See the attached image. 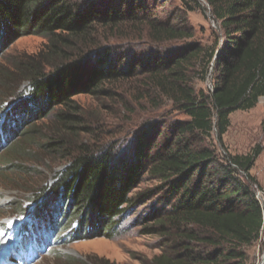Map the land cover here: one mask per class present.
Instances as JSON below:
<instances>
[{
    "label": "trees",
    "instance_id": "16d2710c",
    "mask_svg": "<svg viewBox=\"0 0 264 264\" xmlns=\"http://www.w3.org/2000/svg\"><path fill=\"white\" fill-rule=\"evenodd\" d=\"M206 2L222 29V42L206 59L209 64L215 57V83L209 92L196 93L189 70L204 58L200 46L162 55L136 51L145 38L160 45L191 36L186 28L161 20L142 0H0V45L22 35L44 39L35 53L23 55L1 76L25 80L31 103L59 106L54 118L62 133L46 145L70 152L65 169L37 191L38 198L53 194L40 217L51 231L67 227L75 235L101 229L108 235L130 205L164 191L174 201L145 229L163 232L168 250L150 264H246L242 247L260 238L264 224L249 174L260 150L218 158L201 141L215 131L221 143L229 114L254 107L264 96V0ZM134 76H142L148 89L187 119L175 122L169 133L159 132V138L142 132L119 152L71 140L87 130L73 97L109 94ZM23 111L14 109L15 115ZM14 121L8 120L0 138L16 131ZM27 129L18 135L30 138L34 131ZM16 145L5 149L2 167H19ZM144 175L156 184L132 196Z\"/></svg>",
    "mask_w": 264,
    "mask_h": 264
},
{
    "label": "rangeland",
    "instance_id": "374dc122",
    "mask_svg": "<svg viewBox=\"0 0 264 264\" xmlns=\"http://www.w3.org/2000/svg\"><path fill=\"white\" fill-rule=\"evenodd\" d=\"M142 4L161 20L186 28L191 36L167 40L160 45L145 38L138 42L136 51L162 55L188 45L200 46L205 55L190 68L189 84L196 93L209 92L218 74L214 70L215 57L209 64L206 59L212 48L221 44L222 29L206 0H142ZM43 42L38 35H22L0 45V132L12 118L15 121L11 128L16 129L12 135L0 138V264H150L153 256L168 250V239L163 232L148 233L145 229L151 224L152 216H160L174 201L164 191L130 205L123 217L113 223L108 235H102L101 229H83L73 235L67 227L53 232L47 223L40 221L41 211L53 194L49 191L38 198L37 191L49 186L70 159L68 150L48 149L46 145L52 137L57 138L56 133H62L54 118L59 106L31 103L28 83L12 74L3 79L1 72L10 71L14 62L23 55L35 53ZM142 78L134 76L124 80L110 89L109 94L74 96L87 130L70 139L96 149L103 147L119 152L133 144L142 132L159 138V132L169 133L175 122L187 119L170 100L148 89ZM22 107L23 113L15 115L14 109ZM263 119L264 96H261L254 107L229 114V126L221 143L215 131L201 141L218 158L245 155L258 148L260 153L249 170L254 191L264 185ZM24 127L34 131L30 138L18 135ZM13 143L20 145V152L15 155L19 167L3 168V154ZM153 184L156 183L144 175L131 195L143 194ZM33 233L38 239L25 250L21 236ZM53 236L59 238L53 239ZM34 238L30 237L32 241ZM242 251L246 264H264V224L260 238L243 246Z\"/></svg>",
    "mask_w": 264,
    "mask_h": 264
},
{
    "label": "built area",
    "instance_id": "2783aa9c",
    "mask_svg": "<svg viewBox=\"0 0 264 264\" xmlns=\"http://www.w3.org/2000/svg\"><path fill=\"white\" fill-rule=\"evenodd\" d=\"M254 196L259 201V203L263 209L264 208V185L261 188L256 189L254 191ZM263 210H262V213H263Z\"/></svg>",
    "mask_w": 264,
    "mask_h": 264
},
{
    "label": "clouds",
    "instance_id": "9594fccd",
    "mask_svg": "<svg viewBox=\"0 0 264 264\" xmlns=\"http://www.w3.org/2000/svg\"><path fill=\"white\" fill-rule=\"evenodd\" d=\"M32 235H33V236H36L35 233H33ZM40 236H41V235H40ZM40 236H39V237H40ZM36 237H37V236H36ZM39 239H41V238H39Z\"/></svg>",
    "mask_w": 264,
    "mask_h": 264
},
{
    "label": "water",
    "instance_id": "95a60500",
    "mask_svg": "<svg viewBox=\"0 0 264 264\" xmlns=\"http://www.w3.org/2000/svg\"><path fill=\"white\" fill-rule=\"evenodd\" d=\"M263 214H264V212H263Z\"/></svg>",
    "mask_w": 264,
    "mask_h": 264
}]
</instances>
